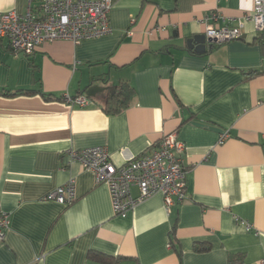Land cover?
<instances>
[{"label":"crops","instance_id":"0c3cea01","mask_svg":"<svg viewBox=\"0 0 264 264\" xmlns=\"http://www.w3.org/2000/svg\"><path fill=\"white\" fill-rule=\"evenodd\" d=\"M112 1L106 37L43 44L30 57L0 41V208L9 215L0 264H100L89 252L139 264H227L241 254L242 264H261L264 49L244 22L253 1L251 10L250 0ZM26 9L27 0H0V13ZM239 22V40L207 42L202 53L187 46L207 25ZM121 83L134 95L107 115L105 90ZM78 97L88 105L67 101ZM172 133L187 175L186 199L170 213L156 194L113 216L107 187L67 157L104 147L122 166ZM71 179V205L44 200ZM195 243L208 250L195 252Z\"/></svg>","mask_w":264,"mask_h":264},{"label":"built area","instance_id":"2783aa9c","mask_svg":"<svg viewBox=\"0 0 264 264\" xmlns=\"http://www.w3.org/2000/svg\"><path fill=\"white\" fill-rule=\"evenodd\" d=\"M252 1V10L246 14L244 22L251 23L254 31L264 38V0ZM112 4V0H27L26 12L22 15L0 13V41L5 40L14 54L30 57L43 44L55 41L78 44L106 37L111 33L109 12ZM209 20L216 21L218 17L212 14ZM242 26V22L218 29L207 25L204 36L213 44L236 41L241 37ZM67 101L81 107L88 105L85 97ZM227 136L224 133L219 144ZM183 152L184 144L172 133L162 137L149 153L122 166L111 162L104 147L69 151L67 157L92 173L95 186L107 187L112 215L125 218L137 205L156 194L162 196L167 213L171 207L185 201L187 171L180 158ZM133 188L137 190L136 196L132 194ZM75 199L72 179L44 197L45 201L63 206L71 205ZM8 225L9 215L0 208V241Z\"/></svg>","mask_w":264,"mask_h":264},{"label":"trees","instance_id":"16d2710c","mask_svg":"<svg viewBox=\"0 0 264 264\" xmlns=\"http://www.w3.org/2000/svg\"><path fill=\"white\" fill-rule=\"evenodd\" d=\"M259 42V45L264 49V38L260 36L256 39ZM257 72H249V76L256 75ZM106 92V102L103 106V111L107 115H115L126 109L129 104L130 100L134 95V89L128 83H121L116 86H109L105 90ZM4 96H13L9 93L5 92L2 93ZM23 94V91H19L14 95ZM44 98H49L46 95H42ZM173 231L171 232V240L170 245L173 247L175 252L179 255V249L177 245L174 243L173 238L174 235ZM193 250L195 252H203L208 250V247L203 246L202 244L195 243L193 245ZM87 259L93 260L100 264H139L135 258L132 257H111L102 255L95 252H89L87 255ZM243 263V256L241 254L230 255L227 260V264H242Z\"/></svg>","mask_w":264,"mask_h":264},{"label":"water","instance_id":"95a60500","mask_svg":"<svg viewBox=\"0 0 264 264\" xmlns=\"http://www.w3.org/2000/svg\"><path fill=\"white\" fill-rule=\"evenodd\" d=\"M211 43L212 42L209 39H206L205 36L199 35L191 40L187 41V46L190 49H193L196 53H202L206 50L205 44L206 43ZM96 91V87H90L88 91L86 92L87 97H93Z\"/></svg>","mask_w":264,"mask_h":264},{"label":"clouds","instance_id":"9594fccd","mask_svg":"<svg viewBox=\"0 0 264 264\" xmlns=\"http://www.w3.org/2000/svg\"><path fill=\"white\" fill-rule=\"evenodd\" d=\"M256 2L259 3L260 0H256ZM251 7H252V4H251V0H250V2H249V10H251Z\"/></svg>","mask_w":264,"mask_h":264}]
</instances>
